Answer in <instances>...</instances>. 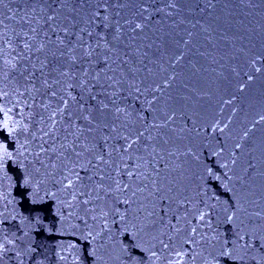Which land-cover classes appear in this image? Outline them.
<instances>
[{"label":"water","instance_id":"obj_1","mask_svg":"<svg viewBox=\"0 0 264 264\" xmlns=\"http://www.w3.org/2000/svg\"><path fill=\"white\" fill-rule=\"evenodd\" d=\"M123 2L124 7L112 10L120 12L114 19L124 25L120 48L142 68L140 75L146 76L147 71L139 63L137 49L147 53L145 64L159 61L162 54L166 58L177 51L176 40L193 33L170 90L168 110L175 111L174 121L160 130L170 141L168 149L175 153L168 159L164 182L172 181L189 203L178 207L174 201L144 199L147 193L138 194L126 214L125 205L115 204L119 213L110 210L104 227V220H94L82 206H68L67 194L45 176L36 161L35 144L26 143L19 128L13 131L0 121V141L12 153L0 168V264H176V251L182 253L181 264H264V121L256 123L264 115V71L256 73L251 65L259 57L256 67L264 66V0H176L177 9L171 15L155 11L166 8L167 0ZM40 6L35 0H3L4 34L13 38V30L26 31L30 25L25 21L34 15V8L39 18ZM91 6L95 7V0ZM88 7L70 0L62 15L83 17ZM141 7H148L149 12L140 15ZM68 8L80 11L69 13ZM125 20L132 25H125ZM135 23L146 27L133 34ZM31 26H36L34 19ZM46 54L37 53L21 63L31 70L32 62L39 66L37 56L43 60ZM247 75L253 79L248 81ZM15 88V80L0 82V89L11 92ZM9 100L15 103L14 97ZM224 100L232 102L225 105ZM118 103L134 114L133 120L146 107L142 98L131 96ZM29 111L21 102L11 119L28 123ZM96 115L103 121L102 114ZM229 118L224 133L210 127L217 120L222 127ZM249 128L253 130L241 141ZM96 135L99 138L100 133ZM236 142H242L243 148L234 149ZM197 207L207 213L203 221L195 212ZM149 212L154 215L149 217ZM177 216L183 231L173 233L169 224H177ZM153 220L155 227L146 228ZM192 228L196 233L190 235ZM160 239L170 247L164 249Z\"/></svg>","mask_w":264,"mask_h":264},{"label":"snow or ice","instance_id":"obj_2","mask_svg":"<svg viewBox=\"0 0 264 264\" xmlns=\"http://www.w3.org/2000/svg\"><path fill=\"white\" fill-rule=\"evenodd\" d=\"M35 2L41 4L39 18H36L34 8V15L25 21L30 25L28 29L23 33L13 30V38L4 34L7 25L4 19H0V82L16 81V88L11 92L0 89V121L3 126L11 125L13 131L19 128L25 142L35 144L36 161L45 176L67 194L68 206H82L94 220H104V227L110 210L119 213L115 204L125 205L126 214L138 194L147 193L144 199L174 201L178 207L189 203L188 197L177 190L172 181L164 182L168 159L175 153L168 149L170 141L161 135L160 130L174 121L175 111L168 110V101L172 99L170 90L175 87L179 75L176 68L187 55L193 33L188 32L187 39L176 40L177 51L166 58V53L162 54L159 61L149 60L145 64L143 57L147 53L137 49L139 63L147 71L143 76L140 75L142 68L136 66L131 54L121 52L124 25L114 19L120 12L113 13L112 10L124 7L123 0H95V7L91 6L92 0H78L81 8L89 5L85 16L79 18L77 15H62L70 0H56L55 4L51 0ZM174 9H177L176 0H167L166 8L155 11L156 14L165 12L171 15ZM67 11L78 14L80 9L68 8ZM148 12V7H141L139 14ZM33 19L36 26H31ZM124 24L131 26L132 21L125 20ZM145 27L142 23H135L131 32H142ZM132 39L135 40L136 36L133 35ZM41 52L47 54L43 60L37 56L39 66L32 62L29 70L28 65H22L21 62L31 61ZM257 59L260 58L253 59L251 65L256 73H260L264 66L256 67ZM247 79L251 81L253 76L247 75ZM243 89L241 84L239 90ZM10 96L15 98L14 104L9 100ZM101 96L106 99H98ZM124 96L142 98L146 105L135 120L131 119L134 114L118 103ZM21 102L30 109L28 123L11 119L10 114ZM231 102L224 100L225 105ZM97 113L103 115V121L97 119ZM261 121H264V115L256 123ZM230 123L231 118L221 127L217 120L210 127L224 133ZM252 130L244 131L241 141L246 140ZM233 148L242 149L243 143L236 142ZM11 155L0 141V168ZM236 162L234 158L233 165ZM227 179L232 177L227 176ZM164 212L167 215L168 209ZM195 212L201 221L207 214L198 207ZM153 215L154 212L148 213L149 217ZM176 220L177 224H169V227L173 233H180L183 231L179 226L180 217L177 216ZM145 227H155V221ZM195 233L196 228H192L190 235ZM163 235L165 233L161 232ZM172 238L170 235L169 241ZM159 243L164 249L170 247L163 239ZM175 255L176 264H181L182 253L176 251Z\"/></svg>","mask_w":264,"mask_h":264}]
</instances>
